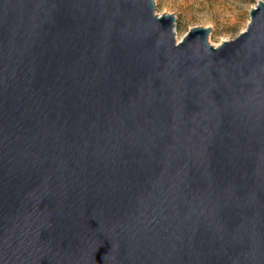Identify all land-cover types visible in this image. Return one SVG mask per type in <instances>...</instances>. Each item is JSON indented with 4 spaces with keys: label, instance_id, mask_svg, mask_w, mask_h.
I'll list each match as a JSON object with an SVG mask.
<instances>
[{
    "label": "water",
    "instance_id": "95a60500",
    "mask_svg": "<svg viewBox=\"0 0 264 264\" xmlns=\"http://www.w3.org/2000/svg\"><path fill=\"white\" fill-rule=\"evenodd\" d=\"M218 46L154 0H0V264H264V1Z\"/></svg>",
    "mask_w": 264,
    "mask_h": 264
},
{
    "label": "rangeland",
    "instance_id": "374dc122",
    "mask_svg": "<svg viewBox=\"0 0 264 264\" xmlns=\"http://www.w3.org/2000/svg\"><path fill=\"white\" fill-rule=\"evenodd\" d=\"M260 0H154L155 12L172 14L176 41L192 27H212L208 43L213 46L235 38L250 19V9ZM264 1V0H261Z\"/></svg>",
    "mask_w": 264,
    "mask_h": 264
}]
</instances>
